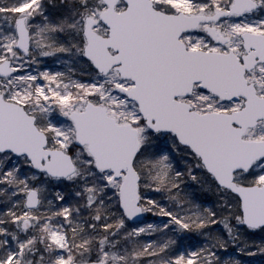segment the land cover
Listing matches in <instances>:
<instances>
[{
  "label": "snow or ice",
  "instance_id": "6c2138e0",
  "mask_svg": "<svg viewBox=\"0 0 264 264\" xmlns=\"http://www.w3.org/2000/svg\"><path fill=\"white\" fill-rule=\"evenodd\" d=\"M0 264H264V0H0Z\"/></svg>",
  "mask_w": 264,
  "mask_h": 264
}]
</instances>
